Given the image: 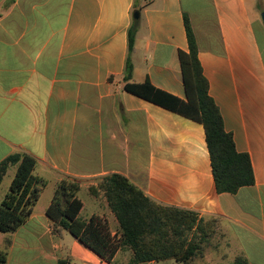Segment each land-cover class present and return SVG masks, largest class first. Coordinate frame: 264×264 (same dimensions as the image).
<instances>
[{
    "label": "crops",
    "instance_id": "0c3cea01",
    "mask_svg": "<svg viewBox=\"0 0 264 264\" xmlns=\"http://www.w3.org/2000/svg\"><path fill=\"white\" fill-rule=\"evenodd\" d=\"M198 1L195 10L183 0H0V163L27 153L46 181L25 223L0 231V250L10 241L0 264H127L130 249L106 261L68 231L53 233L45 213L59 181L75 179L81 219L99 217L119 236L103 191L89 192L111 174L157 203L216 219L214 264H264V22L249 0ZM184 12L224 129L251 161L254 183L234 193L216 190L201 123L124 89L137 19L129 81L186 99Z\"/></svg>",
    "mask_w": 264,
    "mask_h": 264
},
{
    "label": "trees",
    "instance_id": "16d2710c",
    "mask_svg": "<svg viewBox=\"0 0 264 264\" xmlns=\"http://www.w3.org/2000/svg\"><path fill=\"white\" fill-rule=\"evenodd\" d=\"M138 10V5H134V11ZM183 22L188 50L179 51V61L186 99L148 81H129L137 19H133L127 31L124 89L201 123L216 190L234 193L240 187L254 183L251 161L247 153L236 150L232 135L225 131L220 111L208 93L195 34L186 12L183 13ZM35 164V158L27 153L11 154L0 163V182L7 168L16 165L9 188L0 201V231L3 233H11L25 223L46 183L33 174ZM78 190L79 182L75 179L67 177L59 181L45 211L51 221V230L55 234L68 231L106 261H111L118 249L128 248L132 256L127 264L167 259H172L175 264H196L215 233L216 219L203 220L194 211L157 203L124 176L111 174L96 186H90L89 192L103 191L119 225V236H113L103 219L96 216L81 219L82 202L77 196ZM9 243L6 239L5 248L0 250V262L6 259ZM58 264L66 262L59 261Z\"/></svg>",
    "mask_w": 264,
    "mask_h": 264
},
{
    "label": "rangeland",
    "instance_id": "374dc122",
    "mask_svg": "<svg viewBox=\"0 0 264 264\" xmlns=\"http://www.w3.org/2000/svg\"><path fill=\"white\" fill-rule=\"evenodd\" d=\"M184 1V5L185 7L187 8H194L195 10L198 9L199 5H200V2L198 0H183ZM255 1V2H254ZM249 5L250 7L254 5V8H252V11H253V14L255 16H259V18L261 19V14L264 13V0H249ZM196 19V18H194ZM255 26L257 27L258 29V23L255 22ZM8 185H9V180L7 179V177L4 179V181L2 182L1 186H0V199L3 197L4 193L7 191L8 189ZM208 247V244L205 248V251H204V255L205 256V253H209L207 255V258L206 260H202V259H198L196 261V264L198 262V264H214L213 260L215 257H214V250L213 252L209 251V249L207 248Z\"/></svg>",
    "mask_w": 264,
    "mask_h": 264
},
{
    "label": "water",
    "instance_id": "95a60500",
    "mask_svg": "<svg viewBox=\"0 0 264 264\" xmlns=\"http://www.w3.org/2000/svg\"><path fill=\"white\" fill-rule=\"evenodd\" d=\"M133 16H134V18H138L139 17V12H134ZM261 19L264 22V13L261 14Z\"/></svg>",
    "mask_w": 264,
    "mask_h": 264
}]
</instances>
